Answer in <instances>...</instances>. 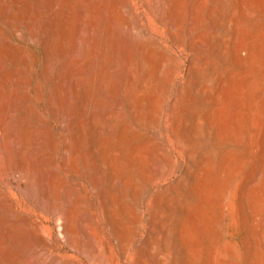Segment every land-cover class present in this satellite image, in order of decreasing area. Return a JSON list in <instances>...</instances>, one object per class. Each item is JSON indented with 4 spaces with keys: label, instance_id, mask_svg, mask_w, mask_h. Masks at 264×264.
Wrapping results in <instances>:
<instances>
[{
    "label": "rangeland",
    "instance_id": "374dc122",
    "mask_svg": "<svg viewBox=\"0 0 264 264\" xmlns=\"http://www.w3.org/2000/svg\"><path fill=\"white\" fill-rule=\"evenodd\" d=\"M0 254L264 264V0H0Z\"/></svg>",
    "mask_w": 264,
    "mask_h": 264
},
{
    "label": "bare ground",
    "instance_id": "6f19581e",
    "mask_svg": "<svg viewBox=\"0 0 264 264\" xmlns=\"http://www.w3.org/2000/svg\"><path fill=\"white\" fill-rule=\"evenodd\" d=\"M55 1V0H54ZM67 1V0H66ZM58 2V1H57ZM41 4H43V3H41ZM59 4V3H58ZM49 5H51V4H49ZM62 5V4H61ZM69 5V4H68ZM20 6V5H19ZM56 7V6H55ZM41 8V7H40ZM57 8V7H56ZM45 10V9H44ZM40 11V10H39ZM54 12V11H53ZM52 12V13H53ZM56 12V11H55ZM61 12V11H60ZM10 14V13H9ZM56 14V13H55ZM58 14V13H57ZM56 16V15H55ZM95 16V15H94ZM67 17V16H66ZM97 17V16H96ZM56 18V17H55ZM37 19V18H36ZM94 19V18H93ZM57 20V19H56ZM60 20V19H59ZM111 20V19H110ZM29 22V21H28ZM55 22V21H54ZM96 22V21H95ZM109 22V21H108ZM49 23H50V21H49ZM51 23H53V22H51ZM56 23V22H55ZM55 23H53V24H55ZM93 23V22H92ZM97 23V22H96ZM60 24H62V23H60ZM110 24V23H109ZM57 25V24H56ZM89 26V25H88ZM93 26V25H92ZM112 26V25H111ZM40 27V26H39ZM45 27H46V25H45ZM62 27V26H61ZM95 29V28H94ZM100 29V28H99ZM87 30V29H86ZM113 30V29H112ZM60 32H63V31H61V30H59ZM111 31V30H110ZM95 32V31H94ZM112 32V31H111ZM64 33H65V31H64ZM61 34H63V33H61ZM84 34H86V33H84ZM83 34V35H84ZM59 35V34H58ZM89 35V34H88ZM110 35V34H109ZM112 35V34H111ZM110 35V36H111ZM104 36V35H103ZM108 37V36H107ZM59 38V37H58ZM61 38V37H60ZM111 38V37H110ZM109 38V39H110ZM53 39V38H52ZM65 39V38H64ZM76 39V38H75ZM87 39V38H86ZM103 39V38H102ZM55 40H57V39H55ZM107 40V39H106ZM52 41V40H51ZM59 41V40H58ZM87 41V40H86ZM107 41H109V40H107ZM111 41V40H110ZM75 42H76V40H75ZM88 42V41H87ZM54 43V42H53ZM52 43V44H53ZM61 43V42H60ZM86 43V42H85ZM107 43V42H106ZM95 44V43H94ZM104 44V43H103ZM54 46V45H53ZM69 46H71V45H69ZM76 46V45H75ZM93 46H95V45H93ZM51 47V46H50ZM88 47V46H87ZM81 48V47H80ZM89 48V47H88ZM92 48V47H91ZM102 48V47H101ZM82 49V48H81ZM101 51H103V50H101ZM81 53H82V51H80ZM20 55V54H19ZM79 55V54H78ZM97 55V54H96ZM109 55V54H108ZM49 57V56H48ZM47 57V58H48ZM54 57V56H53ZM24 58V57H23ZM50 58V57H49ZM67 60V59H66ZM26 61V60H25ZM77 61V60H76ZM75 61V62H76ZM99 62V61H98ZM97 62V63H98ZM76 64V63H75ZM74 65V64H73ZM72 65V66H73ZM95 65V64H94ZM97 65V64H96ZM89 66V65H88ZM61 67V66H60ZM75 68V67H74ZM79 68V67H78ZM94 69V68H93ZM60 71V70H59ZM102 71V70H101ZM108 71V70H107ZM109 72V71H108ZM95 73V72H94ZM110 73V72H109ZM93 74V73H92ZM104 74V73H103ZM101 75V74H100ZM105 75V74H104ZM108 75V74H107ZM92 77V76H91ZM97 77V76H96ZM59 78V77H58ZM62 78V77H61ZM64 78V77H63ZM70 78H72V77H70ZM102 78V77H101ZM105 78V77H104ZM68 79V78H67ZM98 79H100V78H98ZM78 80V79H77ZM95 80V79H94ZM100 81V80H99ZM103 81V80H102ZM88 82V81H87ZM98 82V81H97ZM57 83V82H56ZM70 83V82H69ZM81 83V82H80ZM79 83V84H80ZM106 83V82H105ZM84 84V83H83ZM102 84V83H101ZM58 85V84H57ZM100 85V84H99ZM69 86V85H68ZM96 88V87H95ZM85 89V88H84ZM88 89V88H87ZM70 90V89H69ZM71 91V90H70ZM88 91V90H87ZM87 93V92H86ZM70 95H71V93H70ZM88 95V94H87ZM71 97V96H70ZM76 97V96H75ZM77 99V98H76ZM60 100H61V98H60ZM95 101V100H94ZM61 103H62V101H61ZM64 103V102H63ZM86 103V102H85ZM87 105V104H86ZM83 106H84V104H83ZM90 106V105H89ZM91 108V107H90ZM83 110V109H82ZM75 113V112H74ZM109 118V117H108ZM81 121V120H80ZM83 121V120H82ZM79 122V121H78ZM81 123V122H80ZM4 124V123H3ZM21 127V126H20ZM22 127H24V126H22ZM23 130V129H22ZM19 131V130H18ZM104 140V139H103ZM104 142V141H103ZM20 143V142H19ZM103 146H104V144H103ZM14 162V161H13ZM19 163V162H18ZM18 163H16V164H18ZM18 166V165H17ZM9 167V166H8ZM14 168H16V167H14ZM22 169V168H21ZM23 171V170H22ZM36 174V173H35ZM14 176V175H13ZM39 179V178H38ZM56 183V182H55ZM8 186V185H7ZM55 186V185H54ZM57 186V185H56ZM55 186V187H56ZM43 191V190H42ZM56 191V190H55ZM46 193V192H45ZM48 193H49V191H48ZM54 193H56V192H54ZM54 195V194H53ZM56 196V195H55ZM59 196V195H58ZM53 197V196H52ZM57 197V196H56ZM58 199V198H57ZM60 215V214H59ZM58 217V216H57ZM57 219V218H56ZM61 219V218H60ZM9 236V235H8ZM5 245V244H4ZM3 251H4V249H3ZM2 254V253H1ZM0 254V255H1ZM12 254V253H11ZM4 256V255H3ZM6 256V255H5ZM2 257V256H1ZM1 259V258H0ZM3 259V258H2Z\"/></svg>",
    "mask_w": 264,
    "mask_h": 264
}]
</instances>
